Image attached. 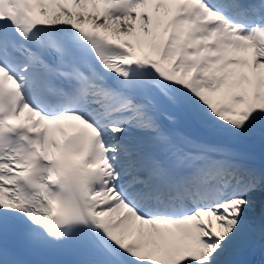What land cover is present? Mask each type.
Masks as SVG:
<instances>
[{"label": "snow or ice", "instance_id": "6c2138e0", "mask_svg": "<svg viewBox=\"0 0 264 264\" xmlns=\"http://www.w3.org/2000/svg\"><path fill=\"white\" fill-rule=\"evenodd\" d=\"M0 264H264V0H0Z\"/></svg>", "mask_w": 264, "mask_h": 264}]
</instances>
